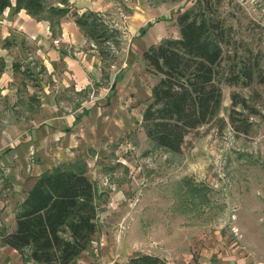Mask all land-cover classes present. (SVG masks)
Masks as SVG:
<instances>
[{
  "label": "crops",
  "instance_id": "crops-1",
  "mask_svg": "<svg viewBox=\"0 0 264 264\" xmlns=\"http://www.w3.org/2000/svg\"><path fill=\"white\" fill-rule=\"evenodd\" d=\"M193 2L68 0L70 12L60 18L55 35L47 20H37L24 9L0 13V231L15 229V214L28 190L38 176L58 166L83 171L95 184L97 218H123L121 224L116 221L117 232L131 218L141 217L139 207L133 212L124 206L134 198L143 166L121 158L117 141L142 125L156 82L146 71L143 51L177 37L176 16ZM119 9L128 16L120 45L112 59L103 60L74 14L114 15ZM120 167L127 175L118 182L111 175L117 176ZM91 243L81 254L87 262L78 264H125L133 247L121 239L97 246V230ZM247 246L207 240L197 243L194 255L174 254L166 264H264ZM0 264H22L21 254L1 240Z\"/></svg>",
  "mask_w": 264,
  "mask_h": 264
},
{
  "label": "rangeland",
  "instance_id": "rangeland-1",
  "mask_svg": "<svg viewBox=\"0 0 264 264\" xmlns=\"http://www.w3.org/2000/svg\"><path fill=\"white\" fill-rule=\"evenodd\" d=\"M219 13L229 34L225 52L232 58L254 55L264 66V0H221ZM221 89L218 116L225 119L226 126L219 130L214 120L190 131L180 153L155 146L141 124L117 141L123 148L121 158L134 159L143 166L134 198L124 206L133 212L139 207L141 217L131 214L127 227L117 232L116 221L121 224L123 218L100 216L97 246L121 239L125 246H133L125 264L142 256L166 264V258L174 254L183 258L194 255L197 243L225 241L247 244L256 259L264 260V83L235 85L223 81ZM231 93L240 94L258 112L251 114L236 107L244 112L237 124L248 118L247 134L229 124ZM239 124L243 127L245 123ZM126 175L120 167L117 176H111L119 182ZM80 256L71 264L86 258ZM88 256L94 258L91 251Z\"/></svg>",
  "mask_w": 264,
  "mask_h": 264
},
{
  "label": "trees",
  "instance_id": "trees-1",
  "mask_svg": "<svg viewBox=\"0 0 264 264\" xmlns=\"http://www.w3.org/2000/svg\"><path fill=\"white\" fill-rule=\"evenodd\" d=\"M221 0H194L176 16L177 37H167L149 46L142 56L146 71L156 77L151 98L143 111L146 137L157 147L180 153L186 135L216 121L226 126L222 110L221 83H264V66L258 58L230 57ZM6 8L24 9L37 20H47L53 35L60 18L70 12L68 0H0ZM75 15L77 25L96 45L103 60L112 59L121 33L101 20V12ZM117 37V38H116ZM229 124L237 132L249 131L247 116L236 109L257 114L246 99L231 93ZM244 122V126L239 123ZM96 186L83 171L61 166L37 177L15 214V229L0 231V240L21 254L22 264H71L93 240L97 230ZM131 264H160L155 257L130 259Z\"/></svg>",
  "mask_w": 264,
  "mask_h": 264
},
{
  "label": "built area",
  "instance_id": "built-area-1",
  "mask_svg": "<svg viewBox=\"0 0 264 264\" xmlns=\"http://www.w3.org/2000/svg\"><path fill=\"white\" fill-rule=\"evenodd\" d=\"M100 17H101L102 22L106 24L109 28L116 29L121 33L122 25L124 24L128 16L124 11L119 9L118 12L114 15L108 14L106 12H101ZM53 43L57 45L59 43V40L55 39ZM93 47H95L94 44H93Z\"/></svg>",
  "mask_w": 264,
  "mask_h": 264
}]
</instances>
